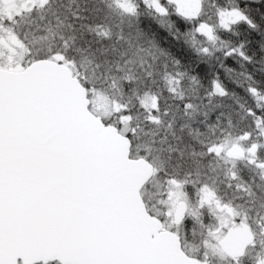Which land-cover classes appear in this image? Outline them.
Returning a JSON list of instances; mask_svg holds the SVG:
<instances>
[{
    "label": "snow or ice",
    "instance_id": "obj_1",
    "mask_svg": "<svg viewBox=\"0 0 264 264\" xmlns=\"http://www.w3.org/2000/svg\"><path fill=\"white\" fill-rule=\"evenodd\" d=\"M0 264H264V0H0Z\"/></svg>",
    "mask_w": 264,
    "mask_h": 264
}]
</instances>
